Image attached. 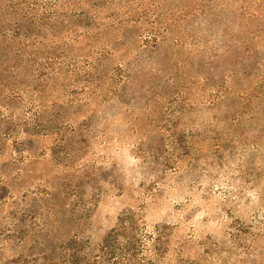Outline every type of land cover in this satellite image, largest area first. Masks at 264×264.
<instances>
[{"label":"rangeland","instance_id":"374dc122","mask_svg":"<svg viewBox=\"0 0 264 264\" xmlns=\"http://www.w3.org/2000/svg\"><path fill=\"white\" fill-rule=\"evenodd\" d=\"M133 2L158 34L119 60L130 83L110 86L107 57L101 101L56 118L74 133L0 123L20 135L0 137V264H264V157L212 147L239 109L230 131L264 149V0ZM232 71L236 108H208L200 77Z\"/></svg>","mask_w":264,"mask_h":264},{"label":"trees","instance_id":"16d2710c","mask_svg":"<svg viewBox=\"0 0 264 264\" xmlns=\"http://www.w3.org/2000/svg\"><path fill=\"white\" fill-rule=\"evenodd\" d=\"M133 1L0 0V123L20 129L21 139L49 127H71L74 133V117H63L62 124L56 118L62 112L66 115L67 109L81 108L86 98L98 97L101 101V67L107 57H117L108 69L110 86L130 83L123 70L129 62L119 60L139 45H148L158 34L146 4ZM133 27L144 31V38L131 34ZM231 74L214 86L209 85L207 76L200 77L199 85L204 87L200 96L208 108L220 103L236 108L228 95L235 79V73ZM234 112L236 115L226 118L227 127L214 138L212 147L222 151L231 143V155H239L240 161L253 152L264 157L263 148L243 143L232 134L229 128L235 127L238 116L246 111ZM0 133L4 140L20 136L17 131L15 138L14 133ZM48 135L52 133L41 134ZM221 137L226 138L223 144ZM59 141L66 143L65 138ZM196 143L198 140L190 143V151L196 150ZM228 186L236 189L238 184L230 182Z\"/></svg>","mask_w":264,"mask_h":264}]
</instances>
